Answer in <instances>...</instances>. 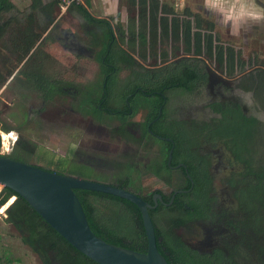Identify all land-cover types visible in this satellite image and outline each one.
Returning a JSON list of instances; mask_svg holds the SVG:
<instances>
[{
  "label": "flooded vegetation",
  "instance_id": "obj_1",
  "mask_svg": "<svg viewBox=\"0 0 264 264\" xmlns=\"http://www.w3.org/2000/svg\"><path fill=\"white\" fill-rule=\"evenodd\" d=\"M63 36L68 38L66 33ZM63 48L96 58L91 50L80 46L73 34ZM233 55V68L227 61L220 66L216 56L212 65L200 57L207 75L203 87L210 96L206 103L170 106L166 94L171 90L157 91L152 78L147 85L127 83L136 74L147 80L144 70L150 69L138 68L122 55L116 71L102 60L111 72L101 73L100 65L99 90L93 83L85 88L87 114L75 110L70 101L61 112L47 107L63 94L68 100L76 99L74 88L56 82L60 80L58 75L42 74L58 84L55 93H50L48 86L36 91L42 106L35 118L69 123L78 119L120 146V158L114 163L118 168L115 183L109 177L107 181L103 178L109 164L93 156H50L68 162L67 171L77 169L88 177L86 180L124 189L151 205L148 213L158 249L170 264H249L242 260L249 249L258 256L255 264L257 259L264 264V51H233ZM175 57L188 59L193 55L180 52ZM112 74L114 84L107 85ZM96 91L99 100L93 103ZM138 96L147 101L138 100ZM102 117L114 120L108 125L95 122ZM13 143L11 153L20 162L44 168L30 163V153L21 147L19 137ZM104 149L95 148V153H104ZM63 174L84 179L80 174ZM149 184L156 187L145 192L141 186ZM132 213L134 228H140V224L143 227L139 210L132 209ZM131 223L123 221L117 237L128 247L135 240ZM26 248L39 264H91L53 237Z\"/></svg>",
  "mask_w": 264,
  "mask_h": 264
},
{
  "label": "rangeland",
  "instance_id": "obj_2",
  "mask_svg": "<svg viewBox=\"0 0 264 264\" xmlns=\"http://www.w3.org/2000/svg\"><path fill=\"white\" fill-rule=\"evenodd\" d=\"M47 2L48 0H43ZM89 6L86 8L93 18L101 19L110 23L112 31L115 38H117L116 28L117 26L126 27L130 23V19L135 17L136 13L129 12L125 6L124 0H88ZM165 2L169 7H172L175 12L182 13L185 8H189L192 14L200 15L204 18V14L208 16L207 20L211 22H216L217 30L214 33L218 35L220 42L226 47L230 46L235 51H253L257 54L260 51H264V8L260 4L264 5V0H231L232 6L245 5V2H254V11L246 12L244 18L240 20L238 18L234 21L233 17L230 16L229 25H224L225 20L229 19V4L227 7L222 8V14L211 12L213 6L212 3H207V0H160ZM86 0H79L77 3L85 6ZM16 9L19 11H24L28 8L30 0H12ZM70 5H63L62 2L56 11L53 21L48 25V27L43 31L41 37L36 42L32 50L25 56V58L18 63L16 68L7 76L6 81L0 87V152L3 155H8L11 153L13 148V140L17 137L21 140V147L29 151L30 155L27 159L33 165L42 166L44 168H52L57 162H64L66 165L64 168H52L59 174L68 173L67 163L63 160H58L56 158H51L55 154L58 155H73V159H78L77 156H83L84 158H95L100 159L109 166H106L104 171V177H109L111 183H115V174L118 168L114 165L115 162L119 160V147L118 144L110 137H106L105 134H100L98 130L89 128L86 122H79L78 119L75 122H57V121H41V119L35 118L36 110L41 108V97L37 96L36 89L33 86H26L23 82H20L18 74L26 66L28 60L33 56L41 58L40 55H33L35 53L49 54L50 57L56 59H49V61H44L42 70H46V73L59 76L58 82L64 88H74L77 91L76 99L64 98L66 94L56 97L51 104L47 105L48 108L52 107L57 112H61V107H63L67 101L75 110H79L82 114H87V104L85 101V96L83 94L85 88L93 83L96 89H100L102 79L98 75V70L100 69V58L97 57L99 50L94 48L88 39L91 37L90 32H96L95 27L86 26L85 22L75 13L69 12ZM208 8L210 12H205V8ZM231 7V6H230ZM252 22L250 25L251 19ZM41 21V20H40ZM236 22L240 25H237ZM227 23V24H228ZM250 25V26H249ZM42 26V22L39 24ZM225 26V27H224ZM248 28V31H247ZM63 33H66L70 39V34L74 35L76 41L80 44L82 48L86 50H91L94 59H90L88 54L79 53L75 51L69 52V50L63 47L68 44V38L65 39ZM60 38V39H56ZM8 39V37H6ZM5 40V39H4ZM92 40V39H90ZM118 44L121 49L130 54L136 61L135 65L138 68L147 67L152 72L157 69L161 64L159 59L162 53L161 47L157 53V60L152 58L151 55H147L146 61H142L137 53L128 49L126 44L119 42ZM167 46H164V52L168 53V56H172L171 43L168 41ZM2 50V51H1ZM0 53L5 55L6 60H9V55L3 52V48L0 47ZM32 57V58H33ZM168 62L174 60V57L169 58ZM36 58V59H37ZM207 61V64L212 65V60L203 58ZM13 62V61H12ZM1 65V57H0ZM8 65V67H10ZM124 66H127L124 64ZM1 67V66H0ZM27 71V70H26ZM149 71V70H144ZM92 73V76L90 75ZM91 78V80L89 79ZM148 82L144 76L136 74L134 80H126V82ZM125 82V83H126ZM117 83V82H116ZM126 83V84H127ZM114 84V83H113ZM115 89V88H113ZM96 95L92 97L93 103L98 102L99 92L96 91ZM167 98L170 100V106L175 105H188L196 103L197 101L206 103L209 100L208 91L203 88L200 90L198 95L192 93H184L181 90H171L166 94ZM97 98V99H96ZM138 100L147 101L146 98L142 96L137 97ZM96 100V101H95ZM117 97L114 98V103H117ZM182 100V101H181ZM79 101V102H78ZM247 105H251V101L247 100ZM82 103V104H81ZM112 106H116L113 104ZM45 107V106H44ZM45 110L42 108V111ZM107 119V120H105ZM114 119H109L102 117V119L95 120L96 123H106L107 125ZM77 121V122H76ZM3 127H7L10 130L5 133L3 132ZM4 134L8 137L5 138ZM8 134H12L11 136ZM95 148H105L104 153H95ZM262 149L264 150V136L262 142ZM51 154V156H50ZM109 155L106 157L105 155ZM77 155V156H76ZM264 156V154H263ZM80 159V158H79ZM109 167L111 169H109ZM113 175V176H112ZM102 178V179H103ZM146 192L148 189L156 187V185L149 184L141 186ZM12 200V201H11ZM13 198H10L8 202L4 205V209H0V257L7 256L12 260H17L12 264H39V259L36 256H31L26 246L21 242L18 232L7 222L6 210L14 202ZM11 201V203H10ZM264 229V223L263 228ZM264 243V242H263ZM264 248V246H263ZM245 259L243 262L249 264H255L258 256L255 255L250 249L246 251ZM257 264L259 260L257 259Z\"/></svg>",
  "mask_w": 264,
  "mask_h": 264
},
{
  "label": "trees",
  "instance_id": "obj_3",
  "mask_svg": "<svg viewBox=\"0 0 264 264\" xmlns=\"http://www.w3.org/2000/svg\"><path fill=\"white\" fill-rule=\"evenodd\" d=\"M62 1L30 0L28 8L19 11L12 0H0V47L10 57L7 61L5 55L0 53V87L18 63L32 50L43 31L53 21ZM124 2L127 10L136 13V16L130 19L128 26H117L115 30L117 38H115L109 22L93 18L90 15L86 9L89 6L88 0L84 4L85 6L80 3H72L69 7V12L77 14L87 25L97 29L96 32H90V35L92 37L91 45L99 50L97 57L100 58L101 73L111 72V69L106 68L107 66L103 64L102 60H104V63L111 65L115 71L118 70V57L121 55L135 65L136 60L120 48L117 39L119 42L124 41V44L131 51L135 52V49H137L139 58L144 62L147 55H151L152 58L157 60V53L161 47L162 53L159 56L161 65L152 72L145 71L147 81H150L149 77L152 78L157 91L169 89L181 90L189 94L199 93L207 81L204 63L200 57L213 61L216 56V61L220 66L225 61H227L228 67L233 68L235 66L234 50L225 47L218 38H214L212 34L214 23L210 20L192 14L189 8H185L179 14L160 0H124ZM41 22L42 26L40 27ZM168 41L173 49L171 54L174 60L165 64L169 60L168 53L164 52V46H167ZM180 46L183 52L191 53L193 57L177 59L175 54L180 52ZM226 54L228 59H226ZM33 55H40L41 58L32 56L33 58L31 57L28 60L26 66L18 74L20 82H23L26 86L35 87L36 91L44 90L48 86L50 93H55L58 84L56 82L51 83L49 78H47L48 80L45 79L42 74L46 73V70L41 69L45 65L44 61H49L51 57L47 53H35ZM105 55L106 57H104ZM10 64L11 66L8 67ZM114 79V74L110 75L107 85L114 83ZM139 83L147 85L146 82ZM142 88L145 89L146 87ZM2 129L5 133L10 130L7 127ZM4 137L7 138L8 136L4 134ZM1 156L21 161L13 153ZM65 165L64 162H57L52 165V168H64ZM52 168L43 169L58 173ZM68 173L80 174L85 180L88 178L77 169H71ZM74 192L82 205L91 231L97 237L109 244L128 250L139 253L147 251V241L143 227L140 224V228L137 229L131 223L133 221L132 209L136 208L133 204L106 194L86 190H75ZM11 197H15V200L6 210L5 222L18 232L20 240L25 246L33 247L36 242L43 238L53 237L55 242L71 247L21 197L11 190L3 188L0 206H3ZM139 220L141 222V218ZM123 221L131 223L130 230L135 240L130 247L122 245L117 239L118 230ZM73 250L89 263L97 264L75 249ZM158 251L161 253L160 249ZM16 261L7 256L0 257V264H12ZM166 261L170 264L167 259Z\"/></svg>",
  "mask_w": 264,
  "mask_h": 264
},
{
  "label": "water",
  "instance_id": "obj_4",
  "mask_svg": "<svg viewBox=\"0 0 264 264\" xmlns=\"http://www.w3.org/2000/svg\"><path fill=\"white\" fill-rule=\"evenodd\" d=\"M0 185L21 197L73 249L97 264H168L157 249L148 210L152 206L121 188L58 174L0 156ZM75 190L114 196L140 212L147 251L139 253L103 241L90 229Z\"/></svg>",
  "mask_w": 264,
  "mask_h": 264
},
{
  "label": "crops",
  "instance_id": "obj_5",
  "mask_svg": "<svg viewBox=\"0 0 264 264\" xmlns=\"http://www.w3.org/2000/svg\"><path fill=\"white\" fill-rule=\"evenodd\" d=\"M207 3H212L213 4V6H215V7H213L212 8V10H211V12H213V13H220V15L222 14L221 12H223V11H221V9L222 8H225V7H227V5L229 4V7H228V9H226V11H228L229 12V19L228 20H225L226 21V23H224V25H229L230 23H228L229 21H230V16L231 17H233L232 18V20L234 21L235 19L237 20L238 18H240V20L242 19V17L244 18L245 16H247L246 15V12H250V11H254V9H256V8H254V2L253 3H251V2H245V5H240V6H237V5H235V6H232L231 5V0H207ZM263 6V8H264V5L263 4H260V6ZM231 6V7H230ZM222 7V8H221ZM222 10H225V9H222ZM205 12H210V10L206 7L205 8ZM223 15V14H222ZM204 18H208V16L206 15V14H204ZM262 19H264V17L262 16L261 17ZM252 22H255V20L252 18L251 19V21L249 22L250 23V25H252ZM214 23V30H217V27H216V25H217V23L216 22H213ZM228 23V24H227ZM236 24L237 25H240V24H238L237 22H236ZM249 25V26H250ZM225 27V26H224ZM247 31H248V28H247ZM213 36H214V38H218V40L220 41V39H219V37H218V35H216L215 33H214V31H213ZM226 47H230V46H226ZM235 51V50H234ZM180 52H183V49H182V47L180 46ZM180 52H178V53H180Z\"/></svg>",
  "mask_w": 264,
  "mask_h": 264
},
{
  "label": "built area",
  "instance_id": "obj_6",
  "mask_svg": "<svg viewBox=\"0 0 264 264\" xmlns=\"http://www.w3.org/2000/svg\"><path fill=\"white\" fill-rule=\"evenodd\" d=\"M79 0H63L62 1V4L63 5H71L72 3H77ZM8 135H10V134H8ZM1 155H3L1 152H0V156ZM2 192H3V187L0 185V198L2 197ZM11 198H13L14 199V197H11ZM9 200V199H8ZM8 200H7V202H8ZM12 201V200H11ZM6 202V203H7ZM5 203V204H6ZM11 203V202H10ZM4 204V205H5ZM4 205L3 206H0V209L2 208V209H4Z\"/></svg>",
  "mask_w": 264,
  "mask_h": 264
},
{
  "label": "snow or ice",
  "instance_id": "obj_7",
  "mask_svg": "<svg viewBox=\"0 0 264 264\" xmlns=\"http://www.w3.org/2000/svg\"><path fill=\"white\" fill-rule=\"evenodd\" d=\"M0 211H2V210H0Z\"/></svg>",
  "mask_w": 264,
  "mask_h": 264
}]
</instances>
